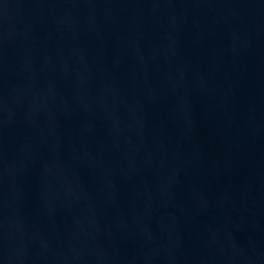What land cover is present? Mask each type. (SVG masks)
I'll list each match as a JSON object with an SVG mask.
<instances>
[{
    "label": "water",
    "instance_id": "obj_1",
    "mask_svg": "<svg viewBox=\"0 0 264 264\" xmlns=\"http://www.w3.org/2000/svg\"><path fill=\"white\" fill-rule=\"evenodd\" d=\"M0 264H264V0H0Z\"/></svg>",
    "mask_w": 264,
    "mask_h": 264
}]
</instances>
